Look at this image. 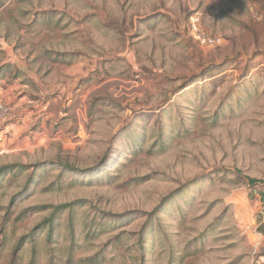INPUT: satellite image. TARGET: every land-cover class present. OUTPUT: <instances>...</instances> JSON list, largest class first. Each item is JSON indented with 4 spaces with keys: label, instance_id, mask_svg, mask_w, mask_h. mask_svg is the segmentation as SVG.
<instances>
[{
    "label": "rangeland",
    "instance_id": "rangeland-1",
    "mask_svg": "<svg viewBox=\"0 0 264 264\" xmlns=\"http://www.w3.org/2000/svg\"><path fill=\"white\" fill-rule=\"evenodd\" d=\"M0 101V264H264V0H0Z\"/></svg>",
    "mask_w": 264,
    "mask_h": 264
},
{
    "label": "built area",
    "instance_id": "built-area-1",
    "mask_svg": "<svg viewBox=\"0 0 264 264\" xmlns=\"http://www.w3.org/2000/svg\"><path fill=\"white\" fill-rule=\"evenodd\" d=\"M190 32L193 36V38L201 45V46H208L211 45L215 42L214 39L210 38L209 36H207L200 27V20H199V16L195 15L192 16L190 18ZM10 107L1 102L0 101V125L3 121L6 120V118L8 117L9 113H10ZM261 216L264 217V206L261 209L260 212Z\"/></svg>",
    "mask_w": 264,
    "mask_h": 264
},
{
    "label": "trees",
    "instance_id": "trees-1",
    "mask_svg": "<svg viewBox=\"0 0 264 264\" xmlns=\"http://www.w3.org/2000/svg\"><path fill=\"white\" fill-rule=\"evenodd\" d=\"M102 165H100L99 167L101 168ZM248 185L250 187H254L256 186L257 184H259V182H257L256 180H253V179H247L246 180ZM256 193V191H255ZM77 203H69V204H64V205H60V206H57V207H54L53 208V214L57 213V214H63V212L65 210L69 211V210H72L74 208V206L76 205ZM53 233V227L51 224H48V235L50 236V234ZM24 243V238H22L19 243L17 244V246L15 247V250H14V253L19 251L20 250V245ZM31 264H33L31 262Z\"/></svg>",
    "mask_w": 264,
    "mask_h": 264
}]
</instances>
